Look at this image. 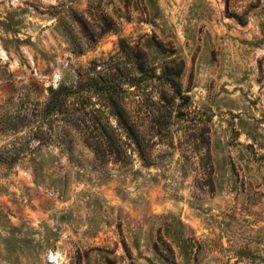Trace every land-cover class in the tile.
<instances>
[{
	"label": "rangeland",
	"instance_id": "obj_1",
	"mask_svg": "<svg viewBox=\"0 0 264 264\" xmlns=\"http://www.w3.org/2000/svg\"><path fill=\"white\" fill-rule=\"evenodd\" d=\"M0 150L3 264H264V0H0Z\"/></svg>",
	"mask_w": 264,
	"mask_h": 264
},
{
	"label": "trees",
	"instance_id": "obj_2",
	"mask_svg": "<svg viewBox=\"0 0 264 264\" xmlns=\"http://www.w3.org/2000/svg\"><path fill=\"white\" fill-rule=\"evenodd\" d=\"M171 83H172L173 85L178 84L177 80H175L174 78H173V80L171 81ZM56 92H58V91L55 90V91L53 92V94H56ZM53 103H54V102H53ZM49 106H50V105H49ZM51 106H52V104H51ZM119 117L123 118L122 114H119ZM19 157H20V155H19V153H17V152L13 153V156H10V155H8V154L3 153V152L0 150V161L6 162V163H13V162H15ZM0 264H3V263L0 262Z\"/></svg>",
	"mask_w": 264,
	"mask_h": 264
}]
</instances>
